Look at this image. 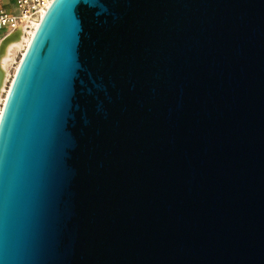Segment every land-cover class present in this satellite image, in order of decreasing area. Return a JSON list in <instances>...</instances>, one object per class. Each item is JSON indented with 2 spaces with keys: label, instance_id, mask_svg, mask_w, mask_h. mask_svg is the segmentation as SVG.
Instances as JSON below:
<instances>
[{
  "label": "water",
  "instance_id": "water-1",
  "mask_svg": "<svg viewBox=\"0 0 264 264\" xmlns=\"http://www.w3.org/2000/svg\"><path fill=\"white\" fill-rule=\"evenodd\" d=\"M0 264H264V0H55L0 120Z\"/></svg>",
  "mask_w": 264,
  "mask_h": 264
},
{
  "label": "bare ground",
  "instance_id": "bare-ground-1",
  "mask_svg": "<svg viewBox=\"0 0 264 264\" xmlns=\"http://www.w3.org/2000/svg\"><path fill=\"white\" fill-rule=\"evenodd\" d=\"M40 22L41 19H37L25 23L17 32L11 34L4 41H2L0 45V120L17 70L19 69L22 59L25 56L40 26ZM18 51H23L22 56L20 58V61L17 62V66L15 68L14 74L11 76L10 85L6 92V97L2 101L1 94L5 90V85L7 84V80L10 76L9 69L15 63V59Z\"/></svg>",
  "mask_w": 264,
  "mask_h": 264
},
{
  "label": "built area",
  "instance_id": "built-area-1",
  "mask_svg": "<svg viewBox=\"0 0 264 264\" xmlns=\"http://www.w3.org/2000/svg\"><path fill=\"white\" fill-rule=\"evenodd\" d=\"M55 0H15L16 12H11L0 1V45L22 25L41 19Z\"/></svg>",
  "mask_w": 264,
  "mask_h": 264
},
{
  "label": "rangeland",
  "instance_id": "rangeland-1",
  "mask_svg": "<svg viewBox=\"0 0 264 264\" xmlns=\"http://www.w3.org/2000/svg\"><path fill=\"white\" fill-rule=\"evenodd\" d=\"M1 1V0H0ZM3 1V2H2ZM1 3H4L5 6L9 9V11L11 12H16V5H15V0H2ZM22 52L23 51H18L17 55H16V59H15V63L11 66L10 70V76L7 80V84L5 85V90L4 92L1 94V99L2 101L4 100V98L6 97V92L7 89L9 88L10 85V80H11V76L14 74L15 68L17 66V62L20 61V58L22 56Z\"/></svg>",
  "mask_w": 264,
  "mask_h": 264
},
{
  "label": "crops",
  "instance_id": "crops-1",
  "mask_svg": "<svg viewBox=\"0 0 264 264\" xmlns=\"http://www.w3.org/2000/svg\"><path fill=\"white\" fill-rule=\"evenodd\" d=\"M2 1V0H1ZM3 2V1H2ZM2 5H5L4 3H2Z\"/></svg>",
  "mask_w": 264,
  "mask_h": 264
}]
</instances>
